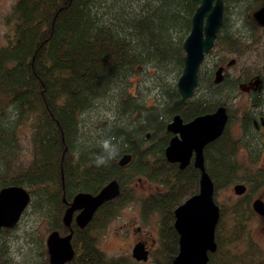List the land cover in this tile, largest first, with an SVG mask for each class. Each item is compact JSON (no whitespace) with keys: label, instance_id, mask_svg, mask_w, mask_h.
Here are the masks:
<instances>
[{"label":"trees","instance_id":"16d2710c","mask_svg":"<svg viewBox=\"0 0 264 264\" xmlns=\"http://www.w3.org/2000/svg\"><path fill=\"white\" fill-rule=\"evenodd\" d=\"M229 1L237 9L244 2L227 0L226 6ZM195 8L190 0L14 2L8 16L11 34L0 46V188L24 186L33 210L48 221L49 232L72 231L74 255L65 264H135L125 256H106L93 233L131 197L127 183L135 177L163 189L142 199L144 213L159 214L163 261L158 264H171L176 256L174 209L198 192L200 174L192 164L180 169L166 160L171 135L166 124L176 113L188 121L220 105L228 109L240 83L238 76L218 84L207 79L199 92L172 106L179 97L174 80L183 67L182 43ZM225 27L224 20L218 37L232 40ZM141 74L152 81L155 96H146L141 81H134ZM254 110L242 113L239 137L226 126L204 148L216 204L218 191L231 183L243 181L250 192L258 187L236 159L243 148L248 163H254L262 148ZM22 125L29 127L30 157L19 167L14 157ZM125 153L131 161L122 167L117 160ZM111 180L120 185L117 197L104 202L84 227L74 221L64 225L63 212L74 194H95ZM243 200L229 211L235 224L230 237L223 239L216 226L217 249L208 253L207 264H264V249L249 242L245 249L235 248L252 214L248 192ZM219 210L220 220L226 209ZM223 244L234 249L227 246L224 252ZM43 254L36 264H49L46 248Z\"/></svg>","mask_w":264,"mask_h":264},{"label":"rangeland","instance_id":"374dc122","mask_svg":"<svg viewBox=\"0 0 264 264\" xmlns=\"http://www.w3.org/2000/svg\"><path fill=\"white\" fill-rule=\"evenodd\" d=\"M15 1L0 0V46L5 44L7 36L11 34L8 16ZM244 2L245 5L239 3L238 5L242 7L237 9L229 1L225 12V29L236 32L237 36L239 34L241 40L237 39L238 41L235 42L233 39L230 40L223 36L216 40L213 48L205 55L200 66L199 77H202V82L199 80L200 83L195 90V92H199L207 79L212 80L213 70L216 66H225L224 74L227 78L238 76L240 85L234 101L229 104L227 109L230 117L227 126L234 137H239L241 134L240 117L244 111L255 109L260 113H264V87L256 90L257 88L254 86L255 79H264V30L255 32L250 42L245 40L244 33L239 32L238 19L244 18V23L247 22L246 16L248 14L244 7L251 3V0H244ZM231 59H234V63L227 66L226 63ZM146 77V75L141 74L140 79L135 76L134 81H141V88H143L146 96H155L154 85ZM176 80H174V85ZM91 114L89 113L90 117ZM17 134L18 143L14 161L17 166L22 167L27 164L30 157L29 127L22 125ZM254 158V163H248V155L243 148H240L236 155L237 161L246 167V173L254 184H258L253 192L249 191L250 187H247L245 192V194L249 193V208L252 214L244 223L245 230L242 232L241 240L236 243L235 248L239 249H245L248 242L258 247V249H264V219L251 208L254 199L263 198L264 200V143L261 151ZM236 183L246 184L243 181L231 183L219 190L216 196L218 206L226 209L225 214L217 224V230L223 239L230 237L235 227L233 217L229 212L230 209L234 205H240L244 202L245 194L237 195L233 190V185ZM127 186L131 188L129 190L132 193L131 197L117 207L113 216L106 220L103 227L93 231L97 239V245L108 257L121 255L129 258L135 264H158L159 261H163L158 252L160 251L159 214L157 212L144 213L142 211V199L163 189L156 182L145 179L139 180L136 177L128 182ZM28 192L30 201L18 223L6 230L5 233H0V242L5 245V253L0 256V264H36L39 260L44 259L43 252L45 240L49 233V224L45 218L33 210L31 193ZM142 241L150 248L148 259L146 261H135L131 256L132 248L136 243ZM227 246L230 250L234 249L233 244H223V251Z\"/></svg>","mask_w":264,"mask_h":264},{"label":"water","instance_id":"95a60500","mask_svg":"<svg viewBox=\"0 0 264 264\" xmlns=\"http://www.w3.org/2000/svg\"><path fill=\"white\" fill-rule=\"evenodd\" d=\"M196 4L191 17L190 30L183 40V67L178 76L175 89L179 97L172 106H178L191 98L198 85V71L204 56L212 49L217 31L223 20L222 0H190ZM257 19L264 23V8L256 12ZM232 60L228 65L232 64ZM223 80V67L214 71L213 83ZM259 84V79L254 85ZM228 122V112L220 105L212 112L195 116L184 122L179 114L171 117L166 124L167 132L173 134L164 148L167 161L177 163L180 169L185 168L194 153L193 165L199 170L198 193L190 196L174 209V227L178 233V253L172 264H207L208 253L217 248L215 227L219 220V206L213 198L214 184L204 166V147L218 138ZM148 136V135H147ZM131 161V154L125 153L118 160L119 166ZM237 195L245 192L246 186L237 183L233 186ZM117 180H111L97 193L78 192L68 203L62 221L69 226L72 219L78 227H84L93 217L97 209L106 201L119 195ZM30 201V194L24 186L7 185L0 188V230L14 227L21 218ZM258 215L264 216V204L257 198L251 203ZM77 213L73 217V213ZM72 231L60 235L58 231L49 232L45 245L49 264H65L74 255L71 244ZM136 261H146L148 251L141 242L136 243L131 251Z\"/></svg>","mask_w":264,"mask_h":264},{"label":"flooded vegetation","instance_id":"af4514ba","mask_svg":"<svg viewBox=\"0 0 264 264\" xmlns=\"http://www.w3.org/2000/svg\"><path fill=\"white\" fill-rule=\"evenodd\" d=\"M223 1V20L222 22L225 20V12H226V1L227 0H222ZM244 1V0H243ZM242 4L245 5V2H242ZM194 4V3H193ZM196 5V4H195ZM197 7V6H196ZM264 8V0H251V3L247 4L245 7H244V10L247 12L248 16H246V20L247 22L244 23V18H239L238 19V22H239V26H238V30L239 32L241 33H244V37H245V40H247V42H250L252 40V36L254 35L255 32L259 31V30H264V23H261L257 17H256V12L260 9ZM241 24V25H240ZM220 30L221 28H219V30L217 31V35H216V40L220 37H218V35L220 34ZM230 32V31H229ZM236 32H233L231 31V39H233L235 42L237 39H240L241 40V36L238 34V36L235 34ZM215 40V42H216ZM238 41V40H237ZM233 62L232 64L234 63V59H231ZM230 62V60L226 63L227 66H230L228 65V63ZM223 67V78L224 77H227L224 72H225V66L223 65H220ZM219 67V66H216L215 69ZM215 69L213 70V74H214V71ZM200 70V69H199ZM233 77H236V76H233ZM231 77V78H233ZM259 79V84L257 86H255V88H257L256 90H258L259 88L261 87H264V79L263 78H257ZM212 83H213V77H212ZM255 81V80H254ZM214 84V83H213ZM240 85V83L238 84ZM239 87V86H238ZM260 90V89H259ZM256 114V116L258 115V117H254L255 119L253 120V126H254V129L256 131V133H258L262 139V143H264V113H260L258 110H254ZM257 118V119H256ZM171 134V133H170ZM173 136V134L170 135V137ZM169 137V138H170ZM169 141V139H168ZM205 148V147H204ZM204 151V149H203ZM261 151V150H260ZM193 159H194V153L190 159V162L189 164H192V166L194 167L193 165ZM175 164V163H174ZM195 168V167H194ZM196 169V168H195ZM247 190V188H246ZM263 204H264V200L263 198H259ZM71 201V200H70ZM68 201L67 202V205L68 203L70 202ZM66 205V206H67ZM77 212V211H76ZM75 212V213H76ZM263 219H264V216H262ZM141 243L144 244L145 248L148 250V252H150V248L147 244H145L144 241H142Z\"/></svg>","mask_w":264,"mask_h":264}]
</instances>
